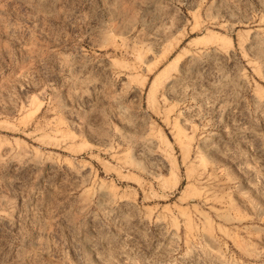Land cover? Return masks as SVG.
<instances>
[{
    "label": "rangeland",
    "instance_id": "obj_1",
    "mask_svg": "<svg viewBox=\"0 0 264 264\" xmlns=\"http://www.w3.org/2000/svg\"><path fill=\"white\" fill-rule=\"evenodd\" d=\"M0 264H264V0H0Z\"/></svg>",
    "mask_w": 264,
    "mask_h": 264
}]
</instances>
